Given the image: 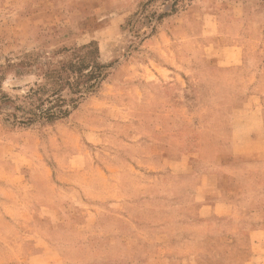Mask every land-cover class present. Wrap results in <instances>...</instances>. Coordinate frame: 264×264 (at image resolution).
<instances>
[{"label": "rangeland", "instance_id": "obj_1", "mask_svg": "<svg viewBox=\"0 0 264 264\" xmlns=\"http://www.w3.org/2000/svg\"><path fill=\"white\" fill-rule=\"evenodd\" d=\"M88 45L68 117L8 115ZM262 160L264 0H0V264H264Z\"/></svg>", "mask_w": 264, "mask_h": 264}, {"label": "trees", "instance_id": "obj_2", "mask_svg": "<svg viewBox=\"0 0 264 264\" xmlns=\"http://www.w3.org/2000/svg\"><path fill=\"white\" fill-rule=\"evenodd\" d=\"M64 52L70 58L57 65H42L45 62H40L39 57V61H35L36 65L30 66L41 72L37 74L34 71L41 77V81L26 85L25 96L14 100L4 97L3 102L13 108V113L8 115L16 123L24 126L51 124L66 118L72 109L77 108L80 100L93 93L105 79L107 67L98 62V51L92 45ZM23 65L19 64L25 68Z\"/></svg>", "mask_w": 264, "mask_h": 264}, {"label": "crops", "instance_id": "obj_3", "mask_svg": "<svg viewBox=\"0 0 264 264\" xmlns=\"http://www.w3.org/2000/svg\"><path fill=\"white\" fill-rule=\"evenodd\" d=\"M260 162H264V160H262ZM253 165H254L253 167H255L257 165V163H254ZM248 167H249V169L252 168V166H248ZM255 183H256V185H258L257 187H255V190H262V191H260L259 194L264 195V174L261 176L260 175L257 176L255 179Z\"/></svg>", "mask_w": 264, "mask_h": 264}]
</instances>
